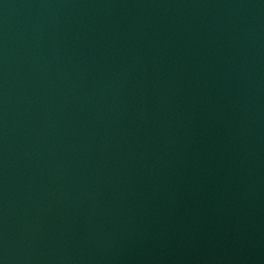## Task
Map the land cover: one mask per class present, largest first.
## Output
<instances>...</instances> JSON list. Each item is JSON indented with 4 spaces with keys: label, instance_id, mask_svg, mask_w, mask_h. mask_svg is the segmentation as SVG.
<instances>
[{
    "label": "water",
    "instance_id": "1",
    "mask_svg": "<svg viewBox=\"0 0 264 264\" xmlns=\"http://www.w3.org/2000/svg\"><path fill=\"white\" fill-rule=\"evenodd\" d=\"M0 264H264V0H0Z\"/></svg>",
    "mask_w": 264,
    "mask_h": 264
}]
</instances>
